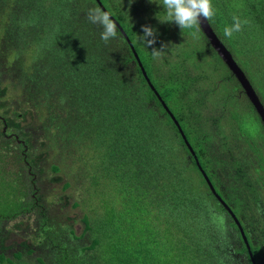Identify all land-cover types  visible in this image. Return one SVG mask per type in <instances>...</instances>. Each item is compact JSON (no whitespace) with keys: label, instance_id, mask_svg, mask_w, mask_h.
I'll list each match as a JSON object with an SVG mask.
<instances>
[{"label":"trees","instance_id":"1","mask_svg":"<svg viewBox=\"0 0 264 264\" xmlns=\"http://www.w3.org/2000/svg\"><path fill=\"white\" fill-rule=\"evenodd\" d=\"M124 1L100 0L131 41L161 99L142 76L119 27L117 38L106 44L101 29L88 21V9L101 8L96 0H0V124L16 131L25 144H16L13 156L0 128V161L6 166L16 159L21 166L10 172L18 171L19 179L13 198L26 183L22 167L33 185L30 198L16 200L18 206L3 220L38 209L34 235L26 236L11 255L6 249L16 244L5 246L6 235L0 237V264H252L236 224L215 205L161 101L211 183L217 174L244 178L243 171L258 173L251 188L222 184L228 202L238 203L231 211L255 263L264 264V220L253 219L246 206V200L258 199L257 187H264V128L257 122L259 131L247 135L239 112L247 106L255 116L252 105L200 29L181 31L174 22L162 23L164 9L149 0ZM136 2V11H128ZM212 5L215 16L208 24L264 106V0H212ZM144 14L152 16L150 22L134 25L131 16L138 20ZM233 16L249 23L228 39L223 28ZM154 17L172 26L171 35H183L184 48L171 41L167 47L172 56L153 59L152 48L135 41L141 26L151 25ZM151 27L158 49L163 31ZM196 32L204 44L189 47ZM11 91L17 92L15 99ZM225 109L244 144L221 131ZM45 165L56 175L43 178L70 192L48 203L36 185ZM85 180L81 192H87L86 198L80 201L92 209L82 213L83 226L77 231L73 224L79 219L61 210ZM221 213L225 223L219 220ZM37 249L32 261L23 259Z\"/></svg>","mask_w":264,"mask_h":264},{"label":"rangeland","instance_id":"2","mask_svg":"<svg viewBox=\"0 0 264 264\" xmlns=\"http://www.w3.org/2000/svg\"><path fill=\"white\" fill-rule=\"evenodd\" d=\"M118 3H125L124 0H118ZM156 3H159V0H156ZM153 3V4H156ZM157 6H160L158 4H156ZM139 7V3H133V5L128 9V11H136V9ZM142 17H139V19H135L133 16H131V21L133 22L134 25H137L140 21L143 22H150L152 17L151 15L148 14H144V15H140ZM173 24V23H172ZM133 25V26H134ZM151 25H155L158 26L160 28H162V33L160 34V40H159V45H158V49H160L161 45H166V48H168L167 46H170L169 43H171V41H173L172 44H178L179 46H181L182 48H184L183 46V42H182V38L183 35L179 32L176 31L178 36H173L171 35L169 29H172V26L170 24H161V21H158L157 18H153L152 19V24ZM148 25V26H151ZM169 28V29H168ZM176 29V28H175ZM194 39L189 40L188 42V46L190 47V45L198 47V46H203L204 41L203 39H201L198 35V33L196 32V35H194L193 37ZM184 40V39H183ZM135 41H137V38L135 39ZM187 48V46L185 47ZM170 48L166 49L163 56H165L166 58L168 56H172V52L169 51ZM161 61V60H159ZM192 61V60H190ZM156 63H159L158 61ZM160 64V63H159ZM192 72H196L195 69L192 68ZM4 77V76H3ZM2 77V78H3ZM253 77V76H251ZM6 79H3V81H5ZM253 82H258V80L256 78L253 77ZM15 92V93H14ZM16 91H11V95L12 98L15 99L16 98ZM11 95L7 97L8 102L10 103L12 98ZM243 99V98H242ZM247 106L242 107L239 112L242 114V118L245 120L244 122V127L243 130L244 132L249 135V136H253L254 134H256L259 131V124L256 122L257 120L254 118L253 114L251 112L247 111ZM3 110H0V116L4 115L3 114ZM0 128H2V125L0 124ZM1 130V129H0ZM237 134V138H239V140L236 139V142L238 143V145L240 144V142L242 141L241 138H243V135H240L238 132H236ZM4 139L1 138L0 136V141H3ZM38 140H40V138H38L36 141V144H39ZM9 142L8 144L11 145L12 148V155L14 156L15 153L18 151V148H16L15 150V146L16 143L14 141H7ZM243 143V141H242ZM244 144V143H243ZM4 145H2V147H4ZM240 150H242V148H240ZM183 153V152H182ZM12 156V157H13ZM183 157L186 158V156L183 154ZM7 163V162H5ZM1 164H3V162L0 161V229H1V233H0V237L6 235V240L4 241L5 246H8L10 243L12 244H16V246H14L12 249L7 247L6 251L8 255H11L13 251L17 250V245H19L20 242H22L24 239H26V236H29L30 238L32 237V234L34 235L35 232V225H34V219H35V211H37V207L35 208V211H32L30 213H23L20 212L15 218L9 219L4 221V217L5 215H7L8 213H11L13 210H15V208L18 206L16 203V200L21 201L22 203L27 199L30 198L31 196V190L32 188V184L30 183V179L27 177L26 174V170L24 167H22L24 169V171L21 173L22 175L20 176L21 179L24 177L25 179V185L23 187H21V192L22 194L20 196H14L15 194L14 192L18 193V189H19V183L17 177H18V171H16V173H10L14 170H21V166H19V163L15 160H11V162L7 163L6 166H1ZM73 168L75 169V167L73 166ZM8 171V173H7ZM3 172H5L3 174ZM75 172V171H74ZM192 174L194 175V171H191ZM197 174V173H196ZM195 174L196 177V184L197 186H202V182L199 178V176H197ZM56 175L54 174L51 170L46 168H44V171H42L41 175L38 177L39 181L37 182L36 185L40 186L41 189H39L38 194L43 196V202L48 203L50 200L51 201H57L59 199L60 195L66 194V193H70L68 192V190L62 191L61 190V183L60 182H51L48 180V182L46 181L45 178H43L44 176L46 177H50ZM71 173L68 174V176H70ZM229 178V177H228ZM227 178V180H228ZM71 179V178H69ZM23 180V179H22ZM46 181V182H45ZM24 182V180H23ZM84 184H88V181L85 180L84 183H81L78 187V190H76V192H72L70 198H68V203L67 206H65L61 211L69 216L75 217L77 219H79L82 215V213H84V211L88 212L90 211L92 208H90L87 204L84 205L82 204V202L80 201L81 198L85 197L86 198V193L87 192H81L82 187H84ZM72 189V188H70ZM37 194V192L35 193ZM73 201H78L80 202L78 207H75L72 205ZM248 202H255L251 199H249ZM92 206H97V200H93L92 201ZM251 208V206H250ZM261 208H256L254 207L253 209L251 208V211L249 212L252 216L253 219H262L264 220V217H261ZM264 211V209H263ZM253 213V214H252ZM221 216L225 217L224 213H221ZM260 216V217H259ZM82 223L79 220H74V224H73V228H75L77 231H80L82 229ZM23 229H25V231L23 232ZM224 230V229H223ZM4 233V234H3ZM29 241V240H28ZM27 243H30L28 242ZM36 246H34L35 248ZM34 255H39V251L38 249L33 251L29 256H26V254L23 256V259H27V260H33Z\"/></svg>","mask_w":264,"mask_h":264},{"label":"clouds","instance_id":"3","mask_svg":"<svg viewBox=\"0 0 264 264\" xmlns=\"http://www.w3.org/2000/svg\"><path fill=\"white\" fill-rule=\"evenodd\" d=\"M132 0H129L131 4ZM149 2L156 3V0H149ZM165 11V20L162 23H175L179 29L199 31L201 28V21L212 20L215 16V9L212 5V0H159L156 3ZM88 21L98 26L101 29L100 38L107 44L110 40L117 38V24L111 18L109 12L102 10L99 7L88 9ZM232 24L223 28V35L232 39L235 33L243 30V26L249 21L241 20L238 16L232 17ZM142 35H136L137 42L142 44L145 48L151 47L150 52L153 59H159L165 52L166 45H161L160 49L153 47L156 43L157 33L154 28L148 25L141 26ZM221 223H225V217L219 216Z\"/></svg>","mask_w":264,"mask_h":264},{"label":"water","instance_id":"4","mask_svg":"<svg viewBox=\"0 0 264 264\" xmlns=\"http://www.w3.org/2000/svg\"><path fill=\"white\" fill-rule=\"evenodd\" d=\"M98 2V4L100 5L102 10L107 11L104 6L102 5V3L100 2V0H96ZM108 12V11H107ZM111 18L113 19V17L111 16ZM114 20V19H113ZM114 22L117 24V26L119 25L117 23L116 20H114ZM119 30L121 31L122 35H124L125 39L127 40L134 58L137 62V65L139 66L142 76L144 77L145 81L147 82V84L149 85L150 89L154 91V93H156L157 97L159 99H161L154 86L151 84L148 76H146V71L144 69V67L142 66V63L140 62V59L138 57L137 52L135 51L134 47L132 46L131 41L129 40V38L127 37L126 33L124 32V30L122 29L121 26H118ZM200 30L202 31L203 35L206 37L209 45L211 46V48L216 52V54L219 56V58L222 60V62L227 66V68L230 70V73L234 75L235 79L237 80V82L239 83V85L241 86L242 90L244 91L246 97L248 98L249 102L251 103V105L253 106V108L255 109L256 113L258 114L259 118H260V122L263 124L264 126V106L261 103L258 95L256 94L254 88L252 87L250 81L248 80V78L246 77L245 73H243L244 71L240 68V66L237 64V62L234 60L232 54L230 53V51L226 48V46L223 44V42L218 38L217 34L213 31L212 27L210 24H208V21H201V28ZM163 108L165 109V111L169 114L170 118L172 119V121L174 122V125L177 127L182 140L186 146V148L188 149L189 153L194 157L195 163L197 165L198 170L200 171V175L203 176L208 188L210 189V191L217 196L214 187L211 183V181L209 180L207 174H205L204 170L202 169L193 148L191 147L190 143L188 142L184 132L181 129V126L178 125V121L175 119V117L173 116V114L170 112V110L168 109V107L166 106V104L161 101ZM5 126L2 128L3 130H5ZM218 197V196H217ZM224 206L226 207L228 213L230 214V216L234 219V224H236L243 242L245 243L246 249L248 251V255L250 258V261L252 262V264H256L253 256H252V252L250 250V246L247 242V238L244 234V230L241 226V224H239V220L237 219V217L234 215V213L230 210V208L224 204Z\"/></svg>","mask_w":264,"mask_h":264},{"label":"flooded vegetation","instance_id":"5","mask_svg":"<svg viewBox=\"0 0 264 264\" xmlns=\"http://www.w3.org/2000/svg\"><path fill=\"white\" fill-rule=\"evenodd\" d=\"M123 37H124V35H123ZM127 42V41H126ZM128 43V42H127ZM219 57V56H218ZM221 60V59H220ZM222 61V60H221ZM224 64V63H223ZM224 67L229 71V73H230V70L227 68V66L224 64ZM231 74V73H230ZM233 75V74H232ZM233 77H234V75H233ZM244 95H245V93H244ZM246 97V96H245ZM259 97V96H258ZM247 98V97H246ZM260 99V98H259ZM247 100H248V98H247ZM249 101V100H248ZM251 104V103H250ZM229 109H231V107H228ZM252 108H253V106H252ZM226 110V109H225ZM253 110H254V113H255V116H254V118L255 119H257V121L256 122H258V123H260L261 125H262V127L264 128V126H263V124L260 122L261 120H260V118H259V116H258V114L256 113V111H255V109L253 108ZM230 112L231 111H229V110H226L225 111V113H224V118L222 119V120H225V122H223V123H220V125H221V131L223 132V134L225 135V136H227V138L229 139V138H232V137H234L235 136V134H237L236 133V130H235V124L232 122V121H230L231 120V117H230ZM230 119V120H229ZM0 121H1V116H0ZM3 128V127H2ZM1 128V129H2ZM2 131V134H3V137H5V138H7V139H9V140H11V141H14L17 145H25V144H23L24 142H23V140L19 137L20 135L16 132V131H9L8 132V130L5 128V130H1ZM237 136V135H236ZM25 150H26V148H25ZM188 150V149H187ZM189 152V151H188ZM192 156V155H191ZM193 157V156H192ZM193 159H194V157H193ZM199 161V160H198ZM194 162H195V160H194ZM195 165H196V163H195ZM197 166V165H196ZM235 174H236V172H235ZM241 174L242 175H244V178H242V177H240V178H236V176L235 175H233L232 177H229L228 178V180H227V178H225L224 176L223 177H219V174H217L216 176H215V178H213V183H212V185H213V187H214V190H215V192H216V194H217V196L216 195H214L211 191H210V189H209V192L211 193V195L213 196V198H215V200H216V202H215V205L216 206H218V207H222L224 210H225V212L230 216V214L228 213V211H227V209H226V207L224 206V204L225 205H227L229 208H230V210H232V209H235V208H237V206H238V203H236L235 201H232V202H228V198H227V196L224 194L225 192H226V189H225V186L222 184V181L223 182H225V184L227 185V183L228 182H230L233 186H235V187H237V186H239V188H241L242 187V185L243 186H245V187H249V188H251L252 187V185L254 186V179H253V176H258V173L257 172H255V171H253V170H246V171H243V172H241ZM241 175V176H242ZM203 177V176H202ZM204 179V178H203ZM243 179H245L244 181H242ZM205 181V180H204ZM206 183V182H205ZM208 187V186H207ZM246 193H247V191H246ZM257 196H258V199H256L255 200V202H248L247 200H246V206H248V207H250L251 206V208L253 209L254 207H256V208H261L262 210L264 209V187H262V186H258L257 187ZM228 202V203H227ZM230 220H232L233 222H234V219L230 216ZM238 219V218H237Z\"/></svg>","mask_w":264,"mask_h":264}]
</instances>
